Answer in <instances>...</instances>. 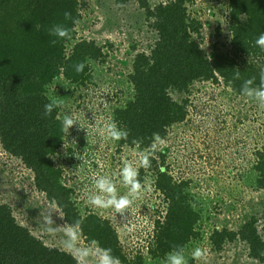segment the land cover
<instances>
[{
  "label": "trees",
  "instance_id": "1",
  "mask_svg": "<svg viewBox=\"0 0 264 264\" xmlns=\"http://www.w3.org/2000/svg\"><path fill=\"white\" fill-rule=\"evenodd\" d=\"M117 1L124 5L128 0ZM221 1L226 6L230 46L227 50L216 47L208 54L194 38L202 31L201 23L188 11L195 0H167L153 8L139 0L158 39L150 53L135 56L128 76L132 98L114 112L117 125L130 133L127 140H119V148L151 150L153 133L165 139L172 127L187 122L191 97L200 84H222L243 96L240 89L244 80L256 77L259 83L264 51L255 45V40L264 33V0ZM79 6V0H0V147L34 173L37 189L45 193L49 202H55L66 223L82 221V235L87 242L95 239L101 247L111 248L122 264H134L129 262L110 221L95 213L81 212L76 205V188L62 184L54 164L65 137L60 107L51 117L43 116L44 105L52 99L49 87L58 77L80 87L92 77L89 63L104 62L102 47L93 41L76 40L77 24L73 20L81 18ZM65 12H70L73 19L66 20ZM54 24L66 25L70 38L51 35L49 29ZM80 62L85 63V68L78 73L74 65ZM237 70L241 78L234 80ZM173 95L181 100H175ZM134 139L140 143L134 144ZM155 154L160 161L150 157L151 185L165 205L163 216L155 221L147 253L134 256L136 264H143L146 256L165 258L178 245L185 249L200 235L195 228L199 215L186 192L191 182H179L169 173L165 150H155ZM253 169L257 187L264 191V150L257 152ZM143 175L141 168L140 180ZM258 220L252 218L239 231L214 230L210 236L213 249L220 251L227 242L239 239L248 246L250 258L264 261ZM0 264L76 261L71 253L51 248L32 235L17 222L10 206L0 201Z\"/></svg>",
  "mask_w": 264,
  "mask_h": 264
},
{
  "label": "rangeland",
  "instance_id": "2",
  "mask_svg": "<svg viewBox=\"0 0 264 264\" xmlns=\"http://www.w3.org/2000/svg\"><path fill=\"white\" fill-rule=\"evenodd\" d=\"M145 1L152 8L167 2ZM79 3L81 18L75 29L76 40L95 42L103 48L105 56L101 59L104 62L89 63L92 77L86 85L77 87L58 77L49 87L50 96L62 102L60 116L71 115L81 126L77 123L65 133L54 164L60 171L62 184L76 188V205L81 212L109 220L129 262L136 264L134 256L147 253L155 221L163 216L165 203L151 185L153 172L149 167H140L144 169L141 181L145 190L123 214L114 208L93 207L88 196L97 191L95 178L100 175L110 176L119 194L127 193L119 176L124 162L138 165L140 153L151 151L119 148V141L105 135L104 128L116 122L115 110L132 98L128 76L135 56L150 53L158 35L139 0H128L124 5L117 0H79ZM188 8L189 14L202 25L201 35L194 36L201 47L208 54L216 47L229 49L231 35L225 2L195 0ZM198 86L191 97L188 121L172 127L165 138L166 146L156 149L157 153L166 151L167 169L172 176L179 182H191L186 192L190 194L191 207L199 215L195 228L200 235L186 245L185 254L191 264H264L250 258L248 246L239 239L227 242L220 251L214 250L210 243L214 230L239 231L252 218L259 219L257 226L264 240V191L257 187L253 169L256 153L264 150V108L222 84ZM173 96L181 100L180 96ZM151 156L160 161L155 151ZM34 178L30 169L0 147V201L10 206L17 222L45 245L66 251L61 243L63 232L49 234L45 230L43 217L52 203L37 189ZM59 214L53 213V220L56 226H63L66 222ZM80 243L89 242L82 235ZM196 247L207 249L206 259L192 258ZM164 259L146 256L143 264H164Z\"/></svg>",
  "mask_w": 264,
  "mask_h": 264
},
{
  "label": "clouds",
  "instance_id": "3",
  "mask_svg": "<svg viewBox=\"0 0 264 264\" xmlns=\"http://www.w3.org/2000/svg\"><path fill=\"white\" fill-rule=\"evenodd\" d=\"M64 16L66 20L73 19L70 12H65ZM73 23L78 24L79 21L73 20ZM49 32L51 35L60 39L70 38V30L64 24H54L49 29ZM52 42L55 43V41ZM255 45L264 51V33H261L256 38ZM209 58L211 57L209 56ZM74 68L76 72H82L85 68V63L80 62L74 65ZM240 78L241 74L237 70L234 73L233 79L239 80ZM240 91L241 95L255 101L261 108H264V68L260 71L258 84L256 83V77L246 79L243 81ZM61 106V101L55 98L50 99L49 102L44 105L43 116L51 117L53 111ZM77 123L78 121L76 118L71 115H65L62 120V131L68 134L69 129ZM104 134L115 141L127 140L130 135L128 130L120 128L116 122L108 123L104 128ZM152 138L153 143L150 146L151 151L140 153L139 164L136 165L131 161H125L120 170L119 176L123 185L128 189L127 193L123 195L119 194L116 182L110 176L100 175L95 178V188L97 191L88 196V203L90 205L102 209L114 208L117 213L121 214L126 212L146 187L139 178L140 167H150L152 152L157 148L162 149L166 146V140L162 138L159 133H153ZM133 143L139 144L140 141L134 139ZM161 171H164V169H161ZM41 193L45 194L43 192ZM53 213L59 214L55 202L50 205L49 210L43 217L45 230L49 234H56L60 231L63 232V239L61 241L62 246L73 255L76 264H122L120 258L113 254L111 248L101 247L100 242L95 239L91 240L87 245H81L80 240L83 233L81 220L66 223L63 226H56L53 220ZM59 216L63 218L60 214ZM191 256L194 260H204L207 256V249L196 247L192 251ZM164 264H188L184 247L179 245L174 247L172 251L166 254Z\"/></svg>",
  "mask_w": 264,
  "mask_h": 264
}]
</instances>
